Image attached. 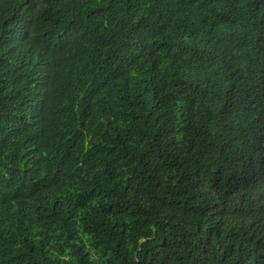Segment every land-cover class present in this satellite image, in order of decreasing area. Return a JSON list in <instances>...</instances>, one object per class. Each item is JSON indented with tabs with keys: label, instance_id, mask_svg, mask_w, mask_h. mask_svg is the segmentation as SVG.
Here are the masks:
<instances>
[{
	"label": "trees",
	"instance_id": "1",
	"mask_svg": "<svg viewBox=\"0 0 264 264\" xmlns=\"http://www.w3.org/2000/svg\"><path fill=\"white\" fill-rule=\"evenodd\" d=\"M0 264H264V0H0Z\"/></svg>",
	"mask_w": 264,
	"mask_h": 264
}]
</instances>
